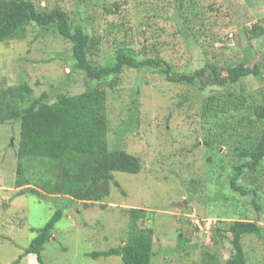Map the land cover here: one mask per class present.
<instances>
[{"label": "rangeland", "instance_id": "1", "mask_svg": "<svg viewBox=\"0 0 264 264\" xmlns=\"http://www.w3.org/2000/svg\"><path fill=\"white\" fill-rule=\"evenodd\" d=\"M32 1L39 11L62 9L74 29L93 32L95 51L90 57L103 66L113 64L123 46L140 58L165 61L175 73L190 74L207 61L223 69L237 66L251 48L254 63L264 69V0H93L95 5L87 8L81 0ZM178 4L190 26L184 33L176 18ZM254 25L262 29L261 35L250 33ZM23 82L31 86L33 96L47 94L50 102L65 95L71 117L85 110L67 156L55 162L62 163L59 167L67 176L58 199L18 195L20 123L0 124V264H14L59 209L64 216L45 245L44 264H122L120 257L93 259L87 254L126 243L131 209L145 210L147 218L140 226L154 229L152 264H205V259L213 262V256L224 264L230 258V242L212 229L237 220L234 212L245 204L233 199L227 175L234 160L229 144L236 133L231 129L240 113L224 104L228 112L219 130L224 142L214 144V149L207 145L218 130L204 117L203 106L215 90L200 91L169 83L153 72L124 69L117 86L103 83L99 93L92 90L96 82L76 71L72 43L54 27L37 25L29 26L24 37L0 43V92ZM230 90L234 93L230 99L240 98L247 108L252 99L264 98V80L248 77ZM224 127H231L228 132L233 136L223 132ZM100 133L107 151L121 148L138 157L141 171L115 173L105 187L108 196L94 204L76 202L70 208L69 191L80 187L100 155L98 147L89 145L92 135ZM23 164L31 187L40 189L52 177L47 160ZM245 180L248 187L252 183L264 188V167ZM253 212L239 218L264 228V213L255 219ZM179 237L187 250H180ZM244 248L248 264H264V237H246ZM18 264L39 263L31 255Z\"/></svg>", "mask_w": 264, "mask_h": 264}, {"label": "trees", "instance_id": "2", "mask_svg": "<svg viewBox=\"0 0 264 264\" xmlns=\"http://www.w3.org/2000/svg\"><path fill=\"white\" fill-rule=\"evenodd\" d=\"M80 5L87 8L95 4L93 0H81ZM182 11L181 4H178L176 18L180 23L181 33H184L190 26ZM31 25H37L43 29L54 27L62 39L72 43L76 71L81 72L87 81L96 82L98 86L96 85L92 90L99 93L105 88L102 86L103 83L109 88L117 86L124 69L153 72L164 77L169 83L196 87L200 91L208 88L215 90L206 96L203 106L204 117L209 118V122L213 121L218 130V133H214L213 139L206 140V144L212 148L214 144L224 142L223 135H219V130L225 125L221 123L223 114L228 112L225 108L240 113V120H237L231 129L233 135L236 133L234 135L236 137H233L234 141L229 144V151L231 150L234 160L228 166L227 175L229 189L234 193L233 199L245 204L239 206L240 211L234 212L233 217L237 220L224 221L222 228H214L212 232L221 239L229 241L232 246V254L224 264H248L244 239L248 236L262 239L264 228L254 221L242 220L239 217L243 214L251 217L249 212L254 211V217L258 219L257 214L264 213V188L255 187L252 183L248 187L245 180L246 175L255 176L264 167V98L252 99L250 106L246 108L240 98H237V101L230 99L234 95L230 89L248 77L264 80V69L254 63L252 49H247V55L237 66L223 69L218 63L207 61L202 68L195 69L190 74H178L161 59L140 58L139 54L121 46L112 59L114 63L103 66L90 57L94 55L96 36L90 30L74 29L69 15L62 9L39 11L32 0H0V43L8 42L15 37H24L26 29ZM250 33L261 35L262 29L254 25ZM252 62L253 65H251ZM224 89L227 91L224 92ZM67 100L65 95L54 102H50L47 94L35 97L31 86L24 82L0 92V124L20 123L15 182V187L21 188L18 192L19 196L30 193L42 199L61 198L59 194L63 192L64 179L67 176L62 173L64 167H59L62 163L56 165L55 162L63 161L67 156V152L71 149L73 132L83 118L84 115H81L85 110L83 107L77 116L71 117L67 109ZM224 104L227 107L224 108ZM224 128L223 132L227 133L231 127ZM100 129L103 130L104 126L101 125ZM232 134L228 132L230 137L233 136ZM91 143L100 149V155L94 169L84 177L80 187L69 191L67 199L71 201L70 208H73L76 202L94 204L108 196L105 187L108 182H113L115 173L136 175L141 171L138 157L121 148L107 151L102 133L92 135L89 145ZM28 160H47L52 167L49 168L51 179L46 178L40 189L36 186L31 187L32 184L24 178L23 163ZM63 216V210H57L14 264H18L31 255L36 256L39 264H44L42 254L45 245L52 241L56 225ZM146 218L145 210L131 209L126 243L104 252L87 254V256L93 259L116 256L121 258L122 264H152L156 256L153 248L155 232L151 227L140 226V222ZM179 242L180 250H187V247L184 248L183 245L185 240L179 237ZM213 259V262L205 259L204 263L218 264L215 256Z\"/></svg>", "mask_w": 264, "mask_h": 264}, {"label": "water", "instance_id": "3", "mask_svg": "<svg viewBox=\"0 0 264 264\" xmlns=\"http://www.w3.org/2000/svg\"><path fill=\"white\" fill-rule=\"evenodd\" d=\"M12 145H13V141H12ZM4 207H6V204H4ZM1 209H4V208H1Z\"/></svg>", "mask_w": 264, "mask_h": 264}]
</instances>
